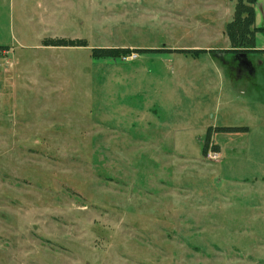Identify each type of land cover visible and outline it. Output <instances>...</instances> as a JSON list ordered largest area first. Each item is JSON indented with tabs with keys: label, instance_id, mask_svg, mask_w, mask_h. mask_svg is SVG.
Returning a JSON list of instances; mask_svg holds the SVG:
<instances>
[{
	"label": "rangeland",
	"instance_id": "obj_1",
	"mask_svg": "<svg viewBox=\"0 0 264 264\" xmlns=\"http://www.w3.org/2000/svg\"><path fill=\"white\" fill-rule=\"evenodd\" d=\"M236 4L0 0V264H264V54L222 55Z\"/></svg>",
	"mask_w": 264,
	"mask_h": 264
},
{
	"label": "trees",
	"instance_id": "obj_2",
	"mask_svg": "<svg viewBox=\"0 0 264 264\" xmlns=\"http://www.w3.org/2000/svg\"><path fill=\"white\" fill-rule=\"evenodd\" d=\"M258 0H237L236 10L232 21L227 24V35L230 41V47L226 49L224 54H248V53H264V50L257 49L256 46V34L264 32V27L256 25V5ZM46 46L55 47H86L88 46L85 40H46L44 42ZM3 47H0V50ZM160 51V50H159ZM172 51V50H169ZM176 52L182 53H214L215 50L206 49H177ZM125 48H94L92 55L95 58L105 59L114 58L119 56L121 53H127ZM247 128H216L215 131L222 132H236L245 130ZM214 128L210 127L207 131V138L203 149V154L206 156L209 149L218 151L217 145L212 144Z\"/></svg>",
	"mask_w": 264,
	"mask_h": 264
},
{
	"label": "crops",
	"instance_id": "obj_3",
	"mask_svg": "<svg viewBox=\"0 0 264 264\" xmlns=\"http://www.w3.org/2000/svg\"><path fill=\"white\" fill-rule=\"evenodd\" d=\"M256 25L259 26V25H258V21H257V17H256ZM261 26H262V25H261ZM261 26H259V27H261ZM257 40H258V37L256 38L257 49H259V50H264V46H263V45H260V44H257ZM200 49H202V48H200ZM205 49H206V48H205ZM206 50H208V49H206ZM258 54H264V53H258ZM222 55H225V54L222 53Z\"/></svg>",
	"mask_w": 264,
	"mask_h": 264
}]
</instances>
